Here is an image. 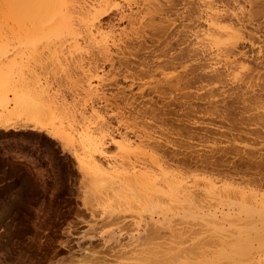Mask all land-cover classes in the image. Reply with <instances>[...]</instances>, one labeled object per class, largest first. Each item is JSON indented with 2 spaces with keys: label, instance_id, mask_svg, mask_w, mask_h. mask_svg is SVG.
Listing matches in <instances>:
<instances>
[{
  "label": "rangeland",
  "instance_id": "374dc122",
  "mask_svg": "<svg viewBox=\"0 0 264 264\" xmlns=\"http://www.w3.org/2000/svg\"><path fill=\"white\" fill-rule=\"evenodd\" d=\"M158 1L164 3V0ZM214 1L222 15L218 25L224 29L215 31L200 18V0H172L171 8L167 9L166 4L162 6L167 11L159 15L161 22L156 23L165 26L167 22L166 33L160 29L153 31V35L146 32L134 46L138 47L139 42L150 45L157 39L158 48H166L160 47L166 40L171 43L167 54H178L179 48L182 49L181 65L185 64L186 68L177 64L174 68H161L164 72L168 70V74L183 76L187 73L188 85L184 80L173 88L167 87L166 82L155 83L156 78H161L156 71L144 75L141 81L131 80L125 71H115L105 63L98 68L106 79H100L97 94L101 97L103 93L106 101L84 91L77 76H68L63 69L66 63L76 59L86 62L88 52L66 48L51 52L45 49L46 44L43 48L42 43L34 48L23 47V50L13 39H6L0 33V264H138L139 260L134 259L139 257L147 241L172 243L174 236L165 225L158 229L156 236H151L153 240H145L144 228L148 221L144 212L137 205L115 203L111 195L110 199L107 196L110 194L107 190L101 193L103 189L97 191L95 185L93 188L92 180L97 173H105L109 168L106 159L96 152L97 158L105 159L103 171L83 167L80 159L94 147L91 145L94 138L95 142L99 138L105 141L104 148L109 154L115 153L110 156H115L119 135L127 134L129 142H125L133 148L132 159L148 163L151 157L160 163L168 158L160 152L149 157V152L145 153L148 149L139 143L146 136L168 141L170 148L173 146L174 150L184 153L193 150L206 157L215 154L217 159L222 154V161L215 168L218 171L214 173L179 167L169 161L167 175L180 174L182 178L185 176L186 182H191L193 171L207 173L216 180L230 181L234 188L251 187L250 190L260 193L259 197L264 195V0ZM112 15L103 17V23L113 21L115 15ZM113 23L118 27L124 25V22ZM206 31L208 35L202 34ZM156 51L152 53L153 58L158 56L163 64L166 56ZM198 73L207 77L220 74L223 79L208 85L206 80L191 78ZM21 83H29V87H21ZM156 84H160L157 89L153 88ZM139 85L143 89H139ZM20 97H28L41 107L34 129H31L33 122L18 109L17 98ZM124 97L136 101L130 98L131 105H124L119 100ZM139 100L146 104H136ZM207 100L213 101L212 104ZM5 122L15 127L5 129L1 126ZM87 132L95 135L94 138L84 135ZM205 132L207 137L202 138ZM110 135L115 138L114 142ZM214 148L227 153L218 150L216 153ZM154 168V172H158L159 169ZM199 235L203 234L195 236Z\"/></svg>",
  "mask_w": 264,
  "mask_h": 264
},
{
  "label": "bare ground",
  "instance_id": "6f19581e",
  "mask_svg": "<svg viewBox=\"0 0 264 264\" xmlns=\"http://www.w3.org/2000/svg\"><path fill=\"white\" fill-rule=\"evenodd\" d=\"M200 3L202 4V7L199 6L201 14L198 15L201 16L200 18H203L202 20H205L204 22H206L209 27L212 25L215 31L224 29L218 25L222 15L221 11L219 13L217 10L219 6H217L216 2L214 0H200ZM165 4L166 8L169 9L172 7L173 2L172 0H164V3L161 4L158 0H0V33L6 36V39H13L16 44L21 46V49H23V47L34 48L36 44L40 45V43H42V45L46 44V48L44 45L43 48L46 50L48 49V51L51 50V52L62 50V48H66L68 51L71 50L73 52L74 50L79 52L85 51L86 54L88 52L89 55H87L86 62H81V60L76 59L68 64L66 63L63 69L68 76H77L76 80L80 83V86L83 87L84 91L88 90L87 93L90 92V94L92 93L97 99L106 101L107 97L102 96L103 93L101 97L97 94L99 81L105 78L102 73L98 72V68L101 64L104 65L105 63L115 71H125L130 75L131 80L136 78V80L141 81L144 75H151L156 71L158 73L156 74L160 75L161 78H156L155 83L166 82L165 84L167 87L173 88L178 85L177 83L180 80H184V84L188 85L190 78L186 77L187 73H183V76H179L171 73L168 74V70L165 71L166 73L162 70L163 67L167 68V66L174 68L176 64L182 68L186 66L185 64V66L181 65V60L184 58V54L181 51L182 49L179 48L178 54H167L169 49L172 48L171 43L166 40L163 42V45L160 46H166V48H158L160 43L155 38L150 45L139 42L138 47H134L136 46L135 43L138 42L140 38H143L146 32H151L153 35L154 32L160 29L163 33H166V29L168 28L167 22L165 26L159 25L160 27L156 24L157 22H161V14L167 11L165 7H162ZM112 14L115 15V18L112 19L113 21L110 20L104 24V21H102L103 17L111 16ZM114 21L117 23L124 22V25L118 27L113 23ZM170 22L172 21H169V23ZM227 28H230V26ZM202 34L208 35L207 31L205 33L202 32ZM10 39L8 40L10 41ZM201 44L203 45V43ZM229 46H231V44ZM156 50H159L161 55L166 56V60H164L163 64L161 63L163 60L159 59L158 56L153 58L152 53ZM139 51L143 54L138 55ZM130 58H132V60ZM114 63L117 65L114 66ZM131 68L133 69L129 71L128 69ZM192 70L190 72H192ZM169 71H171V68ZM203 75L204 76L198 73L191 78H193L194 81L206 80L208 85H214L217 82H221L223 79V75L220 74L208 75V77L207 75L205 76L204 73ZM151 80L153 81V79ZM143 81L144 80H142V82ZM170 81L173 84H167ZM133 82L135 83V80ZM28 84L23 83L21 87H23V85L28 86ZM142 84L140 83V85ZM150 84L151 83H149V85ZM140 85L139 89L142 88ZM144 86H146V84ZM158 86L156 84L153 88L157 89ZM184 86L187 88L186 85ZM206 96L207 98L209 97L207 94ZM48 98L49 97H47V99ZM130 98L133 99V102L136 101L134 100L135 98L132 97H124L119 100H121L124 105H131V101H129ZM37 100L42 103L44 101L41 100V98ZM17 101L18 109L27 116L30 122H33L31 129H34L37 125L36 120L40 115L39 112H41V110H38L41 107L38 108L37 106L39 105L35 104L37 102H32L28 97L17 98ZM208 101L209 100H207V102ZM58 102L65 104V101ZM211 102L208 103L211 105ZM140 103L141 105L146 104L142 100L141 102L139 100L136 104L140 105ZM213 108L214 111L215 109L217 110L215 106ZM15 109H17V107H15ZM219 113L221 114V112ZM3 119L5 120V118ZM12 125L6 122L1 124L5 129H13L15 126ZM182 129L185 130L186 128L183 127ZM188 130L189 129H186V131ZM205 131L208 132L207 130ZM206 132L201 134L202 138L207 137ZM88 133L89 132L86 134L84 133V135L89 136L90 139L94 138L95 135ZM176 135L180 134L177 133ZM109 137L111 141L115 140L112 135ZM146 137L145 140L142 138L143 140L139 142L141 146L148 149L146 151L143 148V150L146 151L145 153L149 152V157H151L150 155H155L153 154L154 152H160L162 156L168 158V160H165V162L163 161V163H160L157 158L155 159L153 157H151L152 160H148L149 163L140 159V161L138 159L133 160L131 152L133 148L130 149L131 144L128 143L129 138L127 134L119 135V138H121L120 142L123 144L121 145L120 142L117 143V154H120L119 156H117V154L115 156H110V154L115 153L109 154V151L104 148L105 141L99 138L95 142L94 138V141L91 142V145H94V147L91 149L89 148V151H87L88 154L84 155L85 157L83 156V158H81L82 160L80 159V161L85 163V166L83 163V167H87V169L89 168V170L92 169L96 172L100 170L103 171L102 164L106 159V162H108L106 164H108L107 166H109V168L105 173H97V176L92 180L93 188L95 185L97 191L103 189L100 191L101 193H105L107 190L108 193H110H106L108 194L107 196H109V199L113 197L112 199H114L115 203L121 204L124 202L125 204L123 206L126 204L127 206L131 204L137 205L138 208L144 212V216L148 221L147 228H144L145 240H149V238L153 240L151 236H156V234L160 232L158 229L163 227V225L168 227V232L172 237L174 236V238H177H172V243L168 244L166 242L167 245L164 244V242L157 243L153 241V243H151V240L147 242L144 240L148 244L145 245L146 247L141 249V251L139 250V257H136L134 260L138 259V264H264V195L262 194L263 196L259 197L260 193H258V195L256 193L257 190H250L251 187L248 188L249 190H243L242 187L237 186V188H234V185L230 181H225L224 179L216 180L211 178L207 173L206 175L201 174L202 172L196 174L193 173L194 171H191L192 175L194 174V176L190 175L192 180L189 181L191 182H188V180L186 182V178L184 180L185 176L182 178V176H179L180 174L178 176L167 175L169 172V161L179 167H192L193 169L196 168L204 172L214 173L216 166L222 161L224 155H219L217 159L214 156L215 154L212 157L211 155L210 157H206L205 154L198 155V153L193 150L184 153V151L182 152L178 149L174 150L172 148L173 146L170 148L169 146L171 143L168 141L162 140L163 142H160V140H156L155 137H153L154 139L150 136ZM72 140L74 139L72 138ZM72 140L69 141L71 142ZM121 140L124 142L128 140V142L124 144ZM214 150L216 149L214 148ZM217 150L214 152L217 153ZM222 150L225 151L226 148H222ZM218 151L222 152L220 148ZM95 152L101 154L105 158H103L104 161L102 158H97ZM222 153L226 154L227 152ZM83 167L82 169H85ZM154 167L157 168L156 171L159 169L158 172H154ZM177 168L175 169L177 170ZM176 170L174 172H176ZM223 174L224 176H228L225 173ZM228 178L231 177L228 176ZM110 195L112 197H110ZM114 208L116 209V207ZM111 209H113V206ZM169 220H174L175 222L172 223ZM182 234L185 235L182 237ZM197 234L203 235L195 236ZM187 240L190 241L188 242ZM183 242L188 244L185 245ZM182 243L184 245H182Z\"/></svg>",
  "mask_w": 264,
  "mask_h": 264
}]
</instances>
